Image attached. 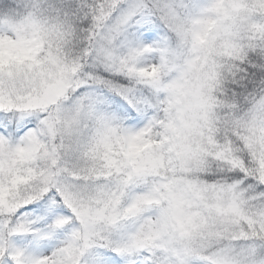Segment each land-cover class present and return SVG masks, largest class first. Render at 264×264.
Here are the masks:
<instances>
[{
  "label": "snow or ice",
  "instance_id": "obj_1",
  "mask_svg": "<svg viewBox=\"0 0 264 264\" xmlns=\"http://www.w3.org/2000/svg\"><path fill=\"white\" fill-rule=\"evenodd\" d=\"M0 264H264V0H0Z\"/></svg>",
  "mask_w": 264,
  "mask_h": 264
}]
</instances>
